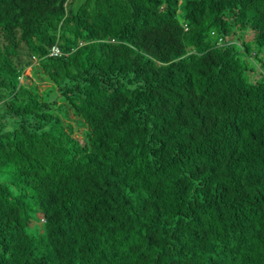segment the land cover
Returning a JSON list of instances; mask_svg holds the SVG:
<instances>
[{
    "label": "trees",
    "instance_id": "16d2710c",
    "mask_svg": "<svg viewBox=\"0 0 264 264\" xmlns=\"http://www.w3.org/2000/svg\"><path fill=\"white\" fill-rule=\"evenodd\" d=\"M0 264H264V0H0Z\"/></svg>",
    "mask_w": 264,
    "mask_h": 264
},
{
    "label": "rangeland",
    "instance_id": "374dc122",
    "mask_svg": "<svg viewBox=\"0 0 264 264\" xmlns=\"http://www.w3.org/2000/svg\"><path fill=\"white\" fill-rule=\"evenodd\" d=\"M232 41L237 43L238 37L234 36ZM25 75L26 77H29L28 82L31 84L33 89L37 91L42 101L55 103L51 106L55 110L56 114L67 124V126L71 128L72 134L79 139L87 138L88 129L86 125L82 122V120L73 114V111L69 109L65 101L55 93L54 86L47 80V78L39 73H34V70L31 71L30 68L26 70ZM36 223L38 224V222Z\"/></svg>",
    "mask_w": 264,
    "mask_h": 264
},
{
    "label": "built area",
    "instance_id": "2783aa9c",
    "mask_svg": "<svg viewBox=\"0 0 264 264\" xmlns=\"http://www.w3.org/2000/svg\"><path fill=\"white\" fill-rule=\"evenodd\" d=\"M59 50L56 49V48H52L51 51H50V55H59Z\"/></svg>",
    "mask_w": 264,
    "mask_h": 264
}]
</instances>
